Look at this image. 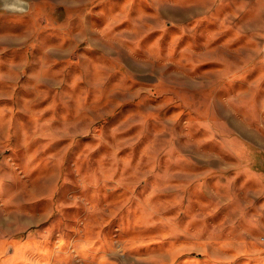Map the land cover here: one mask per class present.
Listing matches in <instances>:
<instances>
[{
    "label": "rangeland",
    "instance_id": "obj_1",
    "mask_svg": "<svg viewBox=\"0 0 264 264\" xmlns=\"http://www.w3.org/2000/svg\"><path fill=\"white\" fill-rule=\"evenodd\" d=\"M0 10V264H264V0Z\"/></svg>",
    "mask_w": 264,
    "mask_h": 264
},
{
    "label": "clouds",
    "instance_id": "obj_2",
    "mask_svg": "<svg viewBox=\"0 0 264 264\" xmlns=\"http://www.w3.org/2000/svg\"><path fill=\"white\" fill-rule=\"evenodd\" d=\"M25 0H0V10L24 12Z\"/></svg>",
    "mask_w": 264,
    "mask_h": 264
}]
</instances>
